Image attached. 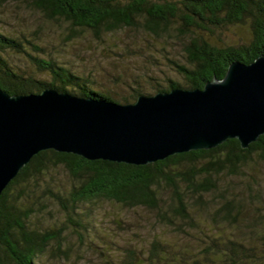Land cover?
Returning <instances> with one entry per match:
<instances>
[{
  "label": "trees",
  "instance_id": "trees-1",
  "mask_svg": "<svg viewBox=\"0 0 264 264\" xmlns=\"http://www.w3.org/2000/svg\"><path fill=\"white\" fill-rule=\"evenodd\" d=\"M30 1L47 18L67 23L73 37L87 30L103 39L128 27L157 37L181 38L186 62L171 61L185 83L170 80L156 92L174 87L203 88L214 77L223 78L232 61L250 63L264 54V0ZM232 26L246 27L249 40L223 46L213 41L218 31ZM11 53L27 57L31 68L11 63ZM0 86L10 94L53 88L118 103H132L145 94L135 90L131 97L114 99L96 89L90 77L46 53L40 42L1 31ZM252 155L264 160V135L248 148L231 138L214 148L182 152L144 165L91 160L54 149L40 151L0 195V264H39L49 248L61 250L64 227H48L45 221L51 204L61 207L71 223L84 227L79 219L81 205L104 199L129 209L148 208L157 212L158 223L177 233L197 229L206 237L196 254L187 240L168 241L158 236L146 252L128 246L122 258L112 264H264V222L247 227L249 233L243 237L237 224L242 216L243 222L247 220L248 207L218 180L222 174L234 180ZM60 166L74 179L69 193L52 180L54 169ZM210 195L214 196L208 198ZM204 216L211 225L208 234L201 221ZM225 227L230 228V235L221 232Z\"/></svg>",
  "mask_w": 264,
  "mask_h": 264
},
{
  "label": "water",
  "instance_id": "water-1",
  "mask_svg": "<svg viewBox=\"0 0 264 264\" xmlns=\"http://www.w3.org/2000/svg\"><path fill=\"white\" fill-rule=\"evenodd\" d=\"M264 135V54L232 61L203 88L174 87L132 103L53 88L10 94L0 86V195L40 151L144 165L170 155L217 147L243 148Z\"/></svg>",
  "mask_w": 264,
  "mask_h": 264
},
{
  "label": "rangeland",
  "instance_id": "rangeland-1",
  "mask_svg": "<svg viewBox=\"0 0 264 264\" xmlns=\"http://www.w3.org/2000/svg\"><path fill=\"white\" fill-rule=\"evenodd\" d=\"M0 31L40 42L46 53L57 57L79 74L90 77L96 89L117 100L131 97L135 90L155 94L158 88L167 87L170 80L185 83L171 61L186 62L183 41L175 36L165 34L157 37L143 29L127 27L107 34L103 39H97L87 30L73 37L67 23L47 18L30 0L0 1ZM212 39L222 46L237 44L249 40V31L246 27L232 26L218 31ZM9 60L22 69L31 68L27 57L19 53H11ZM40 76L49 77L48 74ZM240 171L234 180L225 174L218 180L221 187L231 188V192L242 199L241 204L248 207L247 220L243 222L242 216L237 224L245 237L249 233L247 227L264 222V160L252 155ZM53 172V182L69 193L75 182L68 170L60 166ZM80 213L79 219L84 227L71 223L61 207L51 204V210L45 216L46 225L64 227V243L60 251H56L54 246L49 248L39 264H109L107 261L112 264L122 258L128 246H136L146 252L158 236L168 241L187 240L192 252L198 254L206 239L202 230L177 233L171 227L158 223L157 212L145 207L129 209L104 199L81 205ZM257 216L261 217L255 218ZM201 221L207 225L204 229L208 234L211 225L207 216ZM223 231L231 234L229 227Z\"/></svg>",
  "mask_w": 264,
  "mask_h": 264
}]
</instances>
